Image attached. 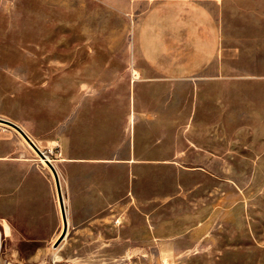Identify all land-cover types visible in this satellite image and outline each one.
I'll use <instances>...</instances> for the list:
<instances>
[{"label":"rangeland","instance_id":"374dc122","mask_svg":"<svg viewBox=\"0 0 264 264\" xmlns=\"http://www.w3.org/2000/svg\"><path fill=\"white\" fill-rule=\"evenodd\" d=\"M156 1L0 0V264H264V0H202L218 58L183 76L141 56ZM5 119L57 170L59 243L54 170Z\"/></svg>","mask_w":264,"mask_h":264},{"label":"crops","instance_id":"0c3cea01","mask_svg":"<svg viewBox=\"0 0 264 264\" xmlns=\"http://www.w3.org/2000/svg\"><path fill=\"white\" fill-rule=\"evenodd\" d=\"M138 43L150 66L183 76L218 58L221 29L202 0H157L139 24Z\"/></svg>","mask_w":264,"mask_h":264},{"label":"water","instance_id":"95a60500","mask_svg":"<svg viewBox=\"0 0 264 264\" xmlns=\"http://www.w3.org/2000/svg\"><path fill=\"white\" fill-rule=\"evenodd\" d=\"M7 122L11 123L16 129H18V131H20V133L25 137V139L28 141V143L37 151V153L40 155L41 158L45 159V161L53 168L55 176H56V183H57V187H58V194H59V199H60V206H61V211H62V215L64 218V222H65V227L64 230L62 232V234L60 235L59 239H58V243L62 241V239L65 237L67 229H68V220H67V213H66V207H65V202H64V198H63V194H62V190H61V185H60V180H59V176L57 173L56 168L54 167V165L52 164V162L50 161V159L47 157V154L44 150H42L40 148V146L32 139V137L17 123L7 120L5 119Z\"/></svg>","mask_w":264,"mask_h":264},{"label":"bare ground","instance_id":"6f19581e","mask_svg":"<svg viewBox=\"0 0 264 264\" xmlns=\"http://www.w3.org/2000/svg\"><path fill=\"white\" fill-rule=\"evenodd\" d=\"M133 75H135V74H133ZM132 118H133V116H132ZM47 157L50 159V157L48 156V154H47ZM50 160H51V159H50ZM41 161L46 162L45 159H43V158H41ZM68 224H69V220H68ZM66 237H67V234H66V236H65L64 239H66Z\"/></svg>","mask_w":264,"mask_h":264}]
</instances>
